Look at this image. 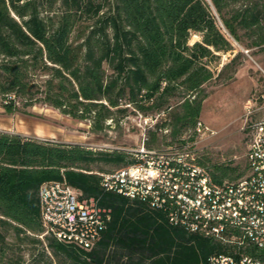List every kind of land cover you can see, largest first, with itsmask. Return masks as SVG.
I'll use <instances>...</instances> for the list:
<instances>
[{
    "label": "trees",
    "instance_id": "trees-1",
    "mask_svg": "<svg viewBox=\"0 0 264 264\" xmlns=\"http://www.w3.org/2000/svg\"><path fill=\"white\" fill-rule=\"evenodd\" d=\"M192 32L201 39L190 43ZM226 33L248 51L264 49V0H0L2 105L12 112L17 103H47L90 120L95 131L130 106L144 115L165 110L170 122L157 118L145 139V146L160 147L152 144L157 131L176 136L196 125L207 96L203 84L213 76L208 58L235 48ZM97 161L121 168L138 159L131 151H94L0 131L1 253L3 226L38 240L31 233L44 230L40 186L61 179L112 209V220L90 248L45 235L53 253L74 264H208L221 249L211 238L173 225L163 211L105 190L90 168ZM235 169L209 172L221 183L243 174L229 173Z\"/></svg>",
    "mask_w": 264,
    "mask_h": 264
},
{
    "label": "built area",
    "instance_id": "built-area-1",
    "mask_svg": "<svg viewBox=\"0 0 264 264\" xmlns=\"http://www.w3.org/2000/svg\"><path fill=\"white\" fill-rule=\"evenodd\" d=\"M245 108L242 129L249 139L245 172L237 179L216 183L193 155L192 144L147 147L144 133L141 145L131 149L138 161L100 172L101 186L161 210L173 225L219 243L221 249L209 256L208 264H264V117H254L250 103ZM159 115L144 117V122H155ZM194 127L211 131L201 121ZM39 198L40 236L90 248L112 220L111 207L83 196L65 179L42 183Z\"/></svg>",
    "mask_w": 264,
    "mask_h": 264
},
{
    "label": "rangeland",
    "instance_id": "rangeland-1",
    "mask_svg": "<svg viewBox=\"0 0 264 264\" xmlns=\"http://www.w3.org/2000/svg\"><path fill=\"white\" fill-rule=\"evenodd\" d=\"M216 21L221 26L217 15ZM226 35L235 48L219 51L217 57L208 58L213 76L203 84L207 96L202 101L197 120L211 131L190 127L176 136L171 135V130L166 133L157 131L158 139L152 144L167 147L169 143H190L193 155L208 170H215V166H228L236 168L229 172L236 175L245 172L244 154L249 139L248 133L242 129L245 104L250 103L256 109L254 117H264V49L248 51ZM200 39V33L192 32L189 42ZM239 50L242 53L236 57L235 63L225 66ZM178 100L170 99V104ZM2 101L3 96L0 95V131L52 142L78 143L94 151H131L141 145L144 133L150 139L148 132L154 130L155 122L145 123L144 117L154 119L160 114V121L166 119L170 122L165 110L144 115L130 106L125 114L115 112L112 119H107L108 125L104 129L95 131L90 120L74 118L47 103L35 102L25 107L17 103L19 110L7 112ZM166 127L170 128L169 125ZM121 165L97 161L90 164V168L100 173ZM1 229L5 235V254L0 250V264H74L62 253H53L46 236H40V233H31V237L38 239L32 240L17 237L15 230L8 225Z\"/></svg>",
    "mask_w": 264,
    "mask_h": 264
},
{
    "label": "crops",
    "instance_id": "crops-1",
    "mask_svg": "<svg viewBox=\"0 0 264 264\" xmlns=\"http://www.w3.org/2000/svg\"><path fill=\"white\" fill-rule=\"evenodd\" d=\"M147 137V136H146Z\"/></svg>",
    "mask_w": 264,
    "mask_h": 264
}]
</instances>
